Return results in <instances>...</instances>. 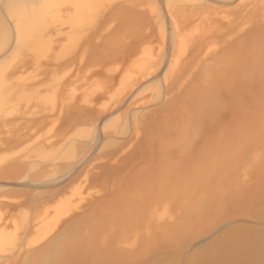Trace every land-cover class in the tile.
Segmentation results:
<instances>
[{"label": "rangeland", "instance_id": "obj_1", "mask_svg": "<svg viewBox=\"0 0 264 264\" xmlns=\"http://www.w3.org/2000/svg\"><path fill=\"white\" fill-rule=\"evenodd\" d=\"M98 1L81 30L65 0H0V264L55 250L96 264L99 246L133 252L106 264L234 259L231 233L264 235V0ZM54 15L44 54L18 40L19 18ZM228 151L226 180L261 195L159 236L184 216L176 178H220ZM211 193L197 183L187 196ZM253 247L244 264H264Z\"/></svg>", "mask_w": 264, "mask_h": 264}, {"label": "bare ground", "instance_id": "obj_2", "mask_svg": "<svg viewBox=\"0 0 264 264\" xmlns=\"http://www.w3.org/2000/svg\"><path fill=\"white\" fill-rule=\"evenodd\" d=\"M65 1L70 2V3L75 5V8L77 9V14H76V16H72L71 20L74 23L78 24L82 28L81 30H83L84 26L89 21L92 20L93 10L98 5L99 1L98 0H65ZM48 18H50L52 21H56L57 19H60V16H55V15L54 16H30L29 19L26 21H24L26 18L25 19L19 18L18 40L21 39L23 45L31 47V49H33L38 54L42 51V49H44V52H45V47H47V41L44 38V34H45V29L47 27ZM44 52L42 51L43 54H44ZM0 89H1V87H0ZM81 110H82V108H81ZM71 112L72 111H70V113ZM221 162L223 163V167H222L223 169H221V171H220V176H221L220 178H218L217 175L211 174L210 170L208 168H205V167L197 168L195 171L189 172L188 173L189 177L179 176L176 178V185L178 184L177 185L178 187L176 185H174L173 189L180 190V191L183 188L185 189V191H182L179 194L180 196L176 197V200L179 203V206L184 211V216H183L182 220H180L179 222L176 221V222H172V223L171 222L167 223V221H166L160 225L158 224V228L160 230H157V227L155 226V228H156L155 230L159 231L158 232L159 236L168 237V238H172L175 240L176 237H182L194 228V225L191 221L193 218H195L197 220L199 219V221H202V219H201L203 217L202 212L205 208H207L209 206H213L216 210H220V209H223L226 205H235L245 198H251L252 195H256V196L261 195V190H259V189L258 190L256 189L253 192V190H251V187L250 188L246 187L237 181H227L226 180L225 176H226L227 167L230 164L233 165L237 162L236 161V154L234 153V151L224 152V155L221 159ZM253 166L255 168H258L259 170L261 168L263 169L264 168V160L260 159V160L254 161ZM110 171H111V169H110ZM151 173L153 174V170H151ZM197 183L202 184V185H206V188H208L210 190V192H212V193L211 194L198 195L196 197V199H193V200L189 199V195L187 196V194H190L192 192L193 188L195 187V185ZM224 186H228L227 191L221 190V189H224ZM143 188H145V189L147 188L146 184L143 185ZM150 189L151 188H149V190ZM136 202H137V199H136ZM138 205H139V203H138ZM124 211L126 212V210H124ZM102 216L103 215H101V217ZM118 217H119V220H121V222H126L127 225H128V223H130L129 217L126 216L125 214L120 213ZM155 225H156V223H155ZM156 235H157V233H156ZM151 236H153V235H151ZM151 236H150V238H152ZM150 238H149V240L148 239L147 240L150 241L151 240ZM231 238L236 242L231 249L233 257L235 256L234 259L231 258L230 260L225 259V260L219 261V258L217 255H208L207 256L206 254H202L201 256H199L197 259H195L193 261L189 259V261H187L188 264H244L249 259V257L252 255L253 250H255V249H253V248H255V247H253L254 243H259V244H261V246L262 245L264 246V235H262L261 233H258L257 231L252 232V233H250L248 231H241V230L235 231V232L231 233ZM166 240H167V238H166ZM92 242H94V241H92ZM75 243L76 242H74V244ZM89 243H87L86 238L79 239L77 247H79V245H80L81 247H79V248H81V251H82L83 247H84V250L86 248H88L87 244H89ZM85 246H86V248H85ZM106 246H107V244H106ZM111 246H112V244H111ZM112 247H114V246H112ZM96 248H97V253L99 254V257H100V261L94 260L96 262V264L98 262L101 264V262L105 261L106 256H104V255H106V254H110L109 257L112 258L113 256L115 257V255H117V256L121 255L124 257V255L128 256V255H131L133 253L131 251L130 252L129 251L123 252L121 250H115L112 248L109 249V248L104 247V246H99ZM90 249H89L90 252H93L92 250H95V248H93V247H90ZM256 249H257V247H256ZM83 252L85 253V251H83ZM91 257L93 258V256H91ZM109 257H107L108 263L112 262L111 261L112 259H109L110 261H108ZM95 258H93V259H95ZM42 259L47 264H54L56 262L59 263V261L63 262V264H66V262L68 263L67 260H65V259L63 260L61 258L58 250H55V252L52 251V252L44 253L42 255ZM102 264H106V263L103 262Z\"/></svg>", "mask_w": 264, "mask_h": 264}]
</instances>
